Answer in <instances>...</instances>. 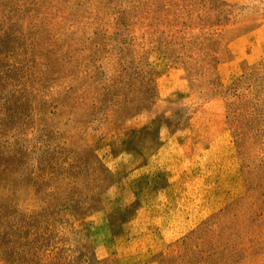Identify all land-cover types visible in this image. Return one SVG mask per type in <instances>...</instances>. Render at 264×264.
<instances>
[{"label":"rangeland","instance_id":"obj_1","mask_svg":"<svg viewBox=\"0 0 264 264\" xmlns=\"http://www.w3.org/2000/svg\"><path fill=\"white\" fill-rule=\"evenodd\" d=\"M0 264H264V0H0Z\"/></svg>","mask_w":264,"mask_h":264}]
</instances>
